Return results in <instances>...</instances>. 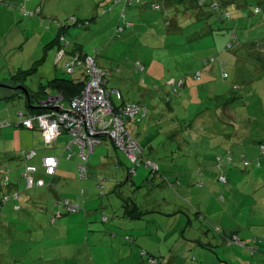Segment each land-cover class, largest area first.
Here are the masks:
<instances>
[{"label": "rangeland", "instance_id": "1", "mask_svg": "<svg viewBox=\"0 0 264 264\" xmlns=\"http://www.w3.org/2000/svg\"><path fill=\"white\" fill-rule=\"evenodd\" d=\"M19 1L21 7L17 8L18 4L14 0H0L1 15L5 12L4 9H13L11 15H7V12L0 15L4 22L0 26V82L9 79L11 75L15 77L19 71H26L18 76L14 84L23 86L33 96L42 98L45 89L52 93L50 81L55 79L57 73L59 78L77 77L67 73L65 69L66 64L72 62L71 58H65L61 62L58 59L59 51L57 52L54 40L58 35L60 21H65L67 17L89 18L94 6L101 1L104 4L111 0ZM144 1L146 3L147 0ZM214 1L220 5L219 12H230V20H217L216 14L205 7L204 10L210 13L205 19H197L193 11L185 19L180 15V34L167 35L163 12L154 11L150 6L146 10L130 11L129 15L135 17L130 16L129 19L134 24H140L139 28L127 31L120 38L116 37V26L109 32L99 29L102 32L98 33L97 24H101V21L92 25V30L75 26L70 29V34L66 33L69 43L73 40L81 41L80 45L84 50L96 57L97 64L106 69L108 90L113 92L119 89L125 103H140L148 108L144 128L150 134L148 137L137 136V140L141 147L153 144V153L145 149L142 156L158 163L160 172L170 180L176 179L175 186L174 182L169 183L170 189L165 186L156 192L157 188H161L156 185L153 190L147 186L138 190L125 182L124 175L122 181L125 184L120 183V190L117 191L114 185L115 181H119L118 173L111 164L106 166L107 172L102 168L96 174H90L91 179L81 180L79 173L72 176L73 180L67 179L71 177L69 169L73 163L72 159L67 158L68 153H64L68 136H62L55 142L54 149H46L41 131H29L16 125L24 120L23 116L18 115L19 112L32 113L27 97L20 95L2 99L0 95V118L12 123L10 127L0 131V197L19 192L21 200L17 203L25 205L27 198H36L42 192H47L46 188H27L22 176L26 165L39 164L35 161L26 163L24 160L25 151H30L34 142L38 146L34 148L37 152L42 153V150L46 155L62 153L58 158L62 162L61 172L64 173V178L55 182L60 199L79 197L90 184L94 185L100 179L104 181L103 187L88 189V194L83 198H90L94 194L98 196L91 198V203L96 208L89 206V213L94 214L87 219L88 225L82 219V227L74 225L67 230L60 226L62 220L51 224L58 208L54 206L57 197H49L47 209L43 213L47 218L46 232L48 234L50 230L49 236L38 234V231L31 234L28 232L33 226V220L23 213L25 210H13L15 201L4 206L0 214V264H149L142 256L143 251L157 254L170 264V255L173 256L174 252L173 247L168 245L175 241L174 248L181 252L180 247L188 248L185 239L202 238V242L206 244L208 237L213 235L227 236L230 244L238 246L235 247L237 250L230 247L225 252L221 246L216 247L215 243L214 248L199 246L190 252L192 256L187 254L188 264H264V53L259 52V47L264 48V19L262 15L254 13L256 7L264 10V0ZM192 3L196 6L194 1ZM25 6H32L35 10L39 8L42 14L31 15L32 10H24ZM197 9L202 10L200 7ZM119 10L120 7H116V11ZM150 22L155 26H144ZM205 26H210L216 34L211 33L210 43H204L208 47L203 50V55L207 59L219 57L224 62L221 67L218 59L206 67L214 66L219 70L216 82L224 88V99L217 105L212 99L200 100L196 104L183 96L170 93L168 88L171 89L172 84L177 82H172L171 79L175 74L161 75V69L165 65L174 66L175 73L178 68L182 70L176 56L190 49L186 37L200 33ZM201 42L202 39L194 44L197 49L201 47ZM230 43L232 48L228 50L226 47ZM95 51L99 53L98 56ZM153 61L155 69L150 74L148 69ZM203 66L200 65L199 68L205 69ZM190 70L195 69L187 70L192 75L194 71ZM222 70L228 73L227 79H223ZM17 85H10L13 90L6 91L20 92ZM164 98H170V105L174 104L176 109L170 110ZM123 100H117L116 95L112 94L111 101L122 103ZM36 102L38 101L33 100L32 105L38 106ZM66 104L67 102H63L64 106ZM131 125L138 124L134 121L128 123V129L136 137ZM32 132L36 137L31 136ZM169 136L173 138H168ZM104 148L107 146L97 150ZM171 148L173 152L180 153L168 156L166 150ZM182 150L201 155L211 154L215 157V166L213 169L204 168L200 155L197 160L191 158L187 164L183 161ZM172 158L174 160L171 161ZM102 160L100 162L98 157L92 158L93 165L107 161ZM138 169L147 170L152 185L154 174L145 165ZM125 170L124 167L121 172ZM220 174L225 175L227 181L219 178ZM7 178L8 184H13L11 191L8 190L10 187L7 186ZM156 195H161L160 203L163 198L173 196L169 197L175 200L171 205L172 211L177 209V216H180L178 220L184 223L183 227L178 226V232L171 231V226L175 228L176 224L174 220H170L171 226H167V229L161 226L162 240L153 231L151 238L148 237L152 241H142L141 246L124 243L125 234L118 233L114 225L117 221L110 218L111 202L119 204L121 196L133 197L138 204L143 201L151 203L155 201ZM104 204L105 210L102 207ZM152 205L154 203L141 221L154 230L152 226L162 223L154 218L158 214L152 212L155 209ZM82 209L84 210L83 207ZM103 215L111 220L103 222ZM79 216L80 214L70 215L75 218ZM98 227L100 230H97ZM237 232L242 238L234 235ZM113 233L116 234L115 237ZM119 239L128 247L116 246L115 242ZM163 240H168V244H163Z\"/></svg>", "mask_w": 264, "mask_h": 264}, {"label": "crops", "instance_id": "2", "mask_svg": "<svg viewBox=\"0 0 264 264\" xmlns=\"http://www.w3.org/2000/svg\"><path fill=\"white\" fill-rule=\"evenodd\" d=\"M142 1H144V0H142ZM159 1H161L163 3L165 10L169 13V17H170V18L168 16L166 17L165 16L166 13L164 14V11L162 10V12L164 14V17H165L164 18V21H165L164 27H165V29L167 31V35L180 34L179 33L180 32L179 24L182 21V19L180 18V15H183L184 19H185L188 16V14L191 11H193V13L195 12V17H197V19H199V20L205 19L206 17H208L210 15L209 12H206L205 10L204 11L197 10L195 8L194 4L192 3V0H159ZM14 2L16 4H18V6H16L17 8L21 7V6H19V4H21L19 0H14ZM102 2L103 1H101L99 3V5L94 6V8L92 10V15L89 18L73 17V18L70 19L69 17H67L65 21H60L59 27H58V29H59L58 30V35L60 33L61 26L67 27V30H66L67 34H70L72 32L70 30L72 27L80 26L79 24L75 25L72 22V20L76 18L77 20H80L81 22L89 23L88 27H87L88 29H91L90 27L92 25H94V24H96V23H98L100 21H101L100 22L101 24H97V25H99V27H97V30L102 29V30H106L104 32H109L115 26H116V29H118V27H119V28L122 29V32L119 33L120 37H121V35L125 34L127 31L130 32L132 29H135L137 27L139 28L140 24H136V23L134 24V22L129 19L130 16L131 17H135L132 14L129 15L130 11L133 10V9H134V11H135V9L146 10L147 8H149V6H144V7L143 6H134L133 8H131L128 11V13L126 14L125 18L120 21V19H119V11L120 10L116 11V9H113L112 11L108 12L107 14H103L104 8L108 7V6H103V5L106 4L108 1L105 2L104 4ZM148 2L150 3L151 1L147 0L146 3H148ZM152 2H156L157 3L158 0H153ZM226 2H227V0H226ZM26 9L32 10V12L37 14V16H40L42 14V10L39 9V8H37L35 10V9H32V6H25L24 10H26ZM12 10L13 9H10V10H5L4 9L3 11L7 12L6 13L7 15L8 14L11 15L12 14L11 13ZM154 11H156V10H154ZM5 12H3L2 15L1 14L0 15L3 16V14ZM1 16H0V26L2 25V23H4L3 19H1ZM102 20H104V22H102ZM117 24H119V25H117ZM152 24L153 23H151V22L150 23H145L144 26H146L147 28H150V26H152ZM154 26L155 25L153 24V27ZM102 30H99L98 33H101ZM211 33L212 34H216V33H214L212 31V28L210 26H205V27L202 28V31L200 33H197L194 36L190 35V36L186 37L188 39L187 41H189V42L185 41V43L186 42L188 43V48L190 46V49L187 50L186 52H181V53H179L176 56V58H178L180 60L178 64L180 65V67H181L180 69H182V70H179V68H178L177 73H175L174 66H171V65H165L161 69V75L167 76L168 74H171V76H172V75L175 74V76L171 78L172 82L176 81L179 77H184V76L187 75L186 76L187 78L186 77L184 78L185 81H186V85L182 89V95L181 96H183L185 99L189 100L191 103L199 104L200 100H207V98H208V99H212L215 102V104L217 105V103H221V100L224 99L223 98L224 97L223 96V89L224 88L220 84L218 85V83L216 82V76H218L217 72L219 71L218 67L211 66L209 68H205L203 66L205 69H202V70H201V68H199L200 65H204V61L207 60V58H208L205 55H203L205 53L203 50L208 47V45H205L204 43H208V44L210 43V37H211L210 34ZM58 35L55 37L54 44L57 45V52L58 51L60 52L61 51L60 50V44L57 43V40H56ZM201 39H202V42L199 43L201 45V47L199 49H197L195 47V45H196L195 43H197ZM80 43H81V41H76V40L74 41L73 40L70 43L69 47L67 48V54L60 60V62L63 61L65 58H71V61H72L76 57H82L84 55L92 56V55H90V53L88 51L84 50V47L81 46ZM227 48L228 47H226V49ZM189 51H193V52L189 53ZM95 54L98 56L99 53H95ZM94 58L97 59L96 57H94ZM96 63H97V60H96ZM154 64H155L154 61L151 62V65H150V67L148 69V73L152 74L151 70H153V68L155 69V67H153ZM142 65H143V67H142L143 70H145L146 69L145 65L143 63H142ZM101 68H104V67H101ZM185 68H187V70H189L191 68L195 69V71L194 70H190V72L191 71L196 72V71H200L201 70L202 71V78L200 80H194L192 78H188L189 77L188 76L189 75V71L185 70ZM168 70H170V71H168ZM79 71H81V72H79ZM182 71H183V73H181ZM83 73H84V71H83L82 68L76 67L75 68V72L74 73H69V74L76 75L77 77L72 78V80H76L79 77L83 79V77H82ZM180 74H181V76H179ZM182 74H184V75H182ZM58 76L59 75L57 73L55 79H58L59 78ZM12 79H13V76L11 75V77H9V79H6V80L3 79L0 82L2 85L7 86V87H0V89H2V90H0V95H1L2 99H8L10 97H15V96H20V95L26 96L24 94V92H21V91L19 92V91H15L14 90L15 91L14 93L8 92L9 90L6 91V89L13 90V89H11L12 87L10 85H17V84H14L15 82ZM107 83H108V81L106 82L105 86H107ZM8 87H11V88H8ZM51 88H52L53 91H52V93L48 92V96L49 97H58L60 104L63 105V102H67V104L65 105V106H67L69 102L65 101V100H63L62 98L59 97V94L56 92L55 85H51ZM116 90H119V89H116ZM168 91H170L169 88H168ZM28 99H30V98L27 97V100ZM111 99H112V97H111ZM125 102L126 101H124V100L122 101V103H120V102L119 103H115V102L112 101L113 105H116V106H120V105L124 104ZM36 105H39L38 102H36ZM168 106H169L170 110L176 109L174 104L172 106L169 104ZM0 120H1V118H0ZM177 120L179 121L180 119H177ZM161 121L164 122V120H161ZM144 123H145V120L140 125H137V126L131 125V130L133 131V133L135 134L136 137L137 136L138 137H148V135L150 134L148 132V130L146 128H144V125H145ZM18 124H20V123H18ZM130 124H133V123H130ZM161 126H162V122H161ZM6 128H8V127H6ZM6 128H4V129H6ZM2 130H0V131H2ZM27 130H29V129H27ZM35 130H39V131H41L43 133V130L40 129V128H36L34 130H29V131H35ZM43 135H44V133H43ZM66 135L70 139V136L65 133V134L59 136L57 141L62 136H66ZM31 136L32 137H36V134L34 132H32ZM138 137H137V139H138ZM168 138H173V136H169ZM69 139L66 141V143H68ZM57 141H55V142H57ZM55 142L50 147H47L46 144L44 143L45 148L48 149V150L49 149H54ZM105 146H107L106 149L104 148V149H100L99 151L97 150L98 148L105 147ZM35 147H38L36 145V142L33 143L32 149L30 151L35 150L34 149ZM74 148H75V150H74ZM74 148H73L72 156L70 158V159H72L71 161H73V163L70 166L71 169H69L72 173H71V177L67 178V179H71V180H73L72 178H74V177H72V176H74V174L79 173L78 166H79V163H80L79 157L77 155L78 149H77V147H74ZM141 148H142V154L144 153L145 149H148L149 153H153V150H154V146H153L152 143L150 145H146V146L141 147ZM113 149H114L115 152H113ZM171 151H172V148L169 149V150H166L168 156L169 155L170 156H175L177 153H180V152H175V151L171 152ZM26 152H28V151H25V153ZM41 152L42 153L37 152V156L34 159L30 160V161L25 159V154H24L25 162L27 163V162L35 161L36 163H39V164H32L31 163L30 165H41V160H42V158L44 156H55V157L58 158L62 154V153L61 154H57L56 153V154L46 155L45 152H43L42 150H41ZM65 152H67V151L64 148V153ZM181 152H182V154H184L183 155V161H185V163H187V164H189L191 158L193 160H197V158H199V155H200L202 157V163L201 164L204 166V168L207 169V168L211 167L210 169H213L212 167L215 166L214 163H213L215 157L213 155H211V154H206L205 153V154L201 155L198 152H193V151H188V150H184V151L182 150ZM73 153L75 155L74 156L75 158H73ZM97 157L99 158V160H101L100 162L103 161L102 159H107V161H104V163H101L99 165H93L92 158L95 159ZM148 159L152 160L149 157H148ZM159 160H160V158H159ZM167 160H170V159H167ZM172 160H174V158H172L171 161ZM108 164H111L112 166H115L114 169H116L118 171V172L116 171V173H118L119 181H115L116 184L114 185V189L117 190V191H118V189L120 190L121 186L119 184L122 183L124 175H126V179H125L126 181L125 182L128 185H130L131 187H136L138 190H139V188H143V187H146V186L148 188L150 187V189L153 190V188H155L156 185L161 187V188H157L156 192H159V189H163L165 186H166V189H168V188L170 189L169 183L165 180V176H164V174L162 175L161 172L156 174V175H154V178H153L154 182L152 183V185H151V182H150L151 178L149 177V175L146 172L147 170H141L140 169L141 170L140 171L137 168L136 169V174L133 175L132 177L129 176L128 170H129V167H130V163L128 161L127 154L124 153L123 151H120V150L116 149V147L114 146L113 142L110 139L104 138L102 144L95 149V152L89 158V163H88L89 177H88V179H91L90 174L94 175V174H96V171H98V170H100L102 168H105L104 172H107L106 171V166ZM124 167L126 168L125 172L124 171L121 172V169L124 168ZM94 168H95V170H94L95 173H92V172H94L93 171ZM61 169H62V162L59 161V167L57 169L56 177H55V180H57V181H61V179L64 178V173L61 172ZM159 169L161 171V167ZM66 170H68V169H66ZM101 174H103V173H101ZM116 176H117V174H116ZM175 180H169V182L171 183V182H174ZM125 182L122 185H124ZM137 184H140V185L137 186ZM173 184H174L173 186L176 185L175 182ZM12 185L8 186V187H10V188H8L9 191L12 190ZM96 187H98V181L94 185L90 184V186H87V189L83 190L84 193L82 191V193L79 194V197H72L73 199H70L69 197L67 198V199H70L72 201H76V202L80 203L81 206L84 208V210L82 209L81 212L76 213V214H80L79 217H76V218L75 217H70V215H72V214H70V215H67L65 218L60 219V220L63 221V222L60 223V226L66 227L67 230H69L74 225L75 226L81 225V227H82L83 226V220L82 219H85V221H86L85 224L88 225L87 219L94 214V213L93 214L89 213V210H90L89 206L94 207L93 203H91L92 202L91 198H95V197H98V196H95L96 194H94L90 198H87V199H83V198H84V196H86L88 194L87 193L88 189H94ZM114 189H113L112 192H114ZM56 190H57V186H55V189H52V190H50L48 192H42V194L37 195L36 198L29 197V198H27L26 202H24L25 205H23V203L22 204H18L17 203L18 201L14 202V204H13V210L14 211L22 212V211L25 210L23 213L33 220V226H32V228L30 230H28V232L30 234L32 232H34V231H38V234H40V233L43 234V235L47 234V232H46L47 218H46V215L43 214V213L47 209V202H48V198L49 197H51L53 195V196H55V197H57L59 199L60 196L56 193ZM162 195H164V194H162ZM80 196H82L81 199H79ZM170 196L173 197L172 195H170ZM169 197L165 198V199L163 198L162 199L163 201L160 203L161 195H156L155 201H152L151 203H149L148 201H146V202L143 201V202H141V204H138L135 201V199H133V197H127V198L133 200L134 203L138 204V206L141 209V211L143 212L144 216H145L146 213L147 214L149 213V211L151 209L150 205L154 203V206L153 205L152 206L155 209L152 212L155 213V214H158L157 217L155 215L154 218H156L157 221L160 220L162 224L161 225L157 224L156 226H152V228H155L154 230H152L148 226L144 225L143 222L141 221L144 218V216L142 218H140V217H137V218H132L131 217L130 218L127 215L126 209L123 207L125 198L120 196L119 197V199H120V203L119 204H118V202L116 203L115 201L111 202L112 212L110 214V216H111L110 218L111 219H115V221H117V222L114 223L115 229H117L118 233H120V234H125V235L127 234V235H132V236L136 237L137 238L136 243L139 244V246H141L142 241L151 240L150 238L153 235V231L156 232V234H158V236H160L161 240H162L163 236H161L162 233L160 232V230L163 227H161V226H164L167 229V226H171L170 225V220H174L175 224H176L175 228L173 227V225L171 226L172 227L171 231L177 230V232H178L180 230V228H178V226H182L183 227L184 223H180V220H178V219H180V216L179 215L177 216V214H179L177 212V209L172 211L171 205H172V202L175 203V200L172 199V198H169ZM20 200H21V197H20ZM102 207L105 210V204ZM94 208H96V207H94ZM103 213L105 214V211ZM95 218L98 219L97 217H95ZM111 219L108 218V221L111 220ZM60 220H59V222H60ZM168 221H169V223H167ZM146 222L151 223L149 221H146ZM151 224H153V223H151ZM165 224H166V226H165ZM97 230H100V228L98 227ZM89 232H91V231H89ZM239 232L234 233V235H237L239 238H242L241 234ZM202 233H205V231H202ZM49 234H50V230H48L47 236H49ZM82 234H84V232H82ZM232 235H233V233H232ZM206 236H208V235H206ZM148 237H150V238H148ZM120 240L121 239H119V240H117V242H115L116 246H119V248H120V246H124L125 248L128 247V246H125V244H123V242H121ZM162 242H163V244H166V245L168 244V240H163ZM174 242H173V244L168 245V246H172L173 247L172 251L174 252L173 256L170 255L172 257L171 261H170V264H188V262L186 260L187 259V257H186L187 254H188L189 257L192 256V253H190V252L194 251V249H196L199 246L203 247V248L206 247V246H208L209 248H212L214 245L216 247H220L221 246L222 247L221 249L224 250L225 252H227L230 249V247H232V249H235V250H237V248H235V247H238V246H236V244H230L229 241H228L227 236L225 238V237H220V236L217 237L216 235H213L212 237H208L206 244H204L202 242V238H198V239L195 238V239H191V240H186L185 239L184 242H186V245H188V248L187 247H180V248H182L181 249L182 253H181L178 248L177 249L174 248V246H175ZM133 246H135V245H133ZM155 255L158 256L157 254H155ZM158 257H160V256H158ZM98 260H95V261H98ZM209 260L210 259L208 258V261ZM48 262H50V261H48Z\"/></svg>", "mask_w": 264, "mask_h": 264}, {"label": "built area", "instance_id": "3", "mask_svg": "<svg viewBox=\"0 0 264 264\" xmlns=\"http://www.w3.org/2000/svg\"><path fill=\"white\" fill-rule=\"evenodd\" d=\"M119 1V0H118ZM134 0H125L123 12L128 5H131ZM154 10L160 9L159 4L153 5ZM34 15V12H31ZM121 28L117 29V37H120ZM65 37L62 35L59 42H64ZM232 47L230 43L228 49ZM97 52V51H96ZM65 51L61 50L58 59L61 60ZM214 59L205 60L204 65L208 66L214 62ZM221 67L224 62L220 61ZM76 67H81L86 75L85 86L82 93L69 101L67 106H63L59 102L58 97H49L44 100L39 106V113L19 112L18 115L23 116L24 120L20 125L34 130L40 128L44 133V143L50 147L59 136L68 134L70 140L66 145L68 153L67 158L72 156L73 148L77 147V155L80 160L78 166L79 175L85 177L87 175V162L95 149L100 146L104 138L110 139L114 146L127 154L128 159L132 163H136L139 153L141 152L139 143L129 133L126 125V120L134 121L135 123L142 122L148 115V108L140 103H128L116 107L111 101L112 94L116 95L118 100L122 99L119 91H110L106 88L107 72L101 68L93 56L84 55L76 57L70 64L66 65L68 72L73 73ZM196 78H200L201 73L195 74ZM222 77L227 79L229 77L225 70H222ZM182 81L178 80L172 84L173 91L178 92L182 88ZM60 98H62L59 95ZM6 120H0V130L10 126ZM264 151V148H263ZM37 156L35 150L25 153V159L30 161ZM59 158L55 156H44L41 160V165H26L23 178L25 179L28 188L33 187H47L54 189L51 182L46 181V178H54L59 167ZM149 165L154 167L151 162ZM135 174V170L129 171ZM226 181L225 177H221ZM8 182V178H7ZM18 194L11 196H3L0 198V209L6 206L11 200H18ZM58 205L63 206L65 210L70 213H77L79 207L75 202L69 200H60ZM151 264H158L157 260H150Z\"/></svg>", "mask_w": 264, "mask_h": 264}, {"label": "trees", "instance_id": "4", "mask_svg": "<svg viewBox=\"0 0 264 264\" xmlns=\"http://www.w3.org/2000/svg\"><path fill=\"white\" fill-rule=\"evenodd\" d=\"M192 1H194V3H196V6H195V8L197 9V8H199L200 7V9H202V10H199V9H197V10H199V11H204V8L205 7H209L210 8V10L214 13V14H216V17H217V20H219V21H225V20H230V17H231V15H230V12H224V11H221V12H219V10H220V5L216 2V1H214V0H192ZM124 4H125V0H111L110 2H107L106 4H104L103 6H108L107 8H104V11H103V14H107L108 12H110V11H112L113 9H116V7H120V11H119V19H120V21L121 20H123L124 18H125V16H126V14H127V11H129L131 8H133L134 6H150L151 8H153V5L154 4H159L160 5V9H158V10H156V11H164V14H165V16L167 17H169V13L165 10V8H164V5H163V3L161 2V1H159L158 0V2L156 3V2H150V3H143V1L142 0H134L133 2H132V4L131 5H128L129 7H127L126 8V10L123 12V7H124ZM254 13L255 14H257V15H262V18L264 19V10H262V8H260V7H256L255 8V10H254ZM35 14V13H34ZM210 14V13H209ZM208 14V15H209ZM210 16V15H209ZM208 16V17H209ZM208 17H206V18H208ZM170 18V17H169ZM72 22L75 24V25H77V24H79L81 27H88V24L89 23H85V22H81L80 20H77L76 18L75 19H73L72 20ZM87 25V26H86ZM117 25H119V24H117ZM66 30H67V27H64V26H61V30H60V33H59V35H58V37H57V43H59L60 44V50H64L65 51V54H64V56L67 54V48L69 47V45H70V43L67 41V38H66ZM64 36L65 37V40H64V42H59V38H60V36ZM228 47V46H227ZM232 48V47H231ZM259 48H261L260 50H259V52H261V53H264V48H262V47H259ZM228 49V48H227ZM95 53H98V52H96L95 51ZM63 56V57H64ZM62 57V58H63ZM211 59H214L215 61L214 62H216V61H218V59L220 60V61H222L219 57L218 58H216V57H211L210 59H207V60H211ZM60 61V60H59ZM220 61H218V64L220 65ZM214 62H212V63H214ZM210 65V64H209ZM208 65V66H209ZM208 66H206V65H204V67L206 68V67H208ZM221 66V65H220ZM79 68H81V67H79ZM65 69H66V67H65ZM104 69V68H103ZM106 70V69H105ZM84 71V70H83ZM24 72H26V71H19V72H17V74H16V76L15 77H13V81L15 82H17V78H18V76L20 75V74H22V73H24ZM66 72L67 73H70V72H68V70L66 69ZM74 72H75V69H74ZM73 72V73H74ZM107 72V71H106ZM197 72H200L201 73V75H200V78H196L195 76V74L197 73ZM187 76V75H186ZM186 76H184V77H179L178 79H177V81L178 80H181L182 81V88L180 89V90H178V92H174L173 91V89H174V87L173 86H171L172 88L170 89V93H173V94H176V95H182V89L184 88V86L186 85V81H185V77ZM189 77L188 78H192V79H194V80H200L201 78H202V71L200 70V71H196V72H194L192 75L191 74H189L188 75ZM82 77H83V79L82 78H77L76 80H72V79H67V78H58V79H54L53 81H50V84L51 85H55V89H56V92L62 97V99L63 100H65V101H71L73 98H75V97H77V96H79L81 93H82V91H83V89H84V86H85V77H86V75H85V73H83L82 74ZM187 78V77H186ZM15 82V83H16ZM117 91H119V90H117ZM30 92V91H29ZM120 92V91H119ZM121 93V92H120ZM43 94H44V96L42 97V98H38V97H36V96H33L31 93H30V95H29V97L28 98H30V99H28V106H29V108H30V110H31V112L32 113H39V112H41L40 111V104L44 101V100H46L49 96H48V92L46 91V89L43 91ZM121 95H122V93H121ZM122 99H123V95H122ZM121 99V100H122ZM165 99V98H164ZM33 100L34 101H38V106H33L32 105V103H33ZM118 100V99H117ZM120 101V100H119ZM165 102L166 103H168V104H170L171 102H172V100L170 99V98H167V99H165ZM124 104H128V103H124ZM123 105V104H122ZM122 105H120V106H122ZM116 106V105H115ZM145 106V105H144ZM116 107H119V106H116ZM146 119V118H145ZM144 119V120H145ZM143 120V121H144ZM129 121H131V120H126V125H127V129H128V123H129ZM142 121V122H143ZM142 122H140V123H142ZM140 123H135V124H140ZM12 125V124H11ZM10 125V126H11ZM16 125H18V126H21L20 124H16ZM9 127V126H8ZM21 127H23V126H21ZM25 128V127H24ZM25 129H27V128H25ZM188 129V128H187ZM30 130V129H29ZM128 131H129V129H128ZM129 133L131 134V132L129 131ZM133 136V135H132ZM134 137V136H133ZM135 139L137 140V138L135 137ZM70 140V139H69ZM137 142H138V140H137ZM139 143V142H138ZM139 146H140V144H139ZM117 149V148H116ZM140 150H141V152L139 153V156H138V160L136 161V163H132V162H130L129 161V159H128V161H129V163H130V167H129V170H128V173H129V171L131 170V169H134L135 170V172H136V169L139 167V166H141V165H145L146 167H147V169L151 172V173H153L154 175H156V174H158V173H160V167H159V165L156 163V162H154V161H152V160H150V159H148V158H146V159H144L143 158V156H142V148H141V146H140ZM95 152V151H94ZM93 154V153H92ZM91 154V155H92ZM90 155V156H91ZM90 158V157H89ZM127 158H128V156H127ZM0 159H1V156H0ZM149 162H151L152 164H154V167L153 166H151V165H149L148 163ZM88 163H89V160H88V162H87V164H86V166H87V175L85 176V177H81L80 175V179L81 180H87L88 179V177H89V169H88ZM80 164V163H79ZM29 165V164H28ZM26 167V166H25ZM24 173V172H23ZM136 174V173H135ZM135 174H131V173H129V176H133V175H135ZM163 175V174H162ZM165 176V175H164ZM55 177H56V175H55ZM55 177L52 179V178H46V181H48V182H51L52 183V186L54 187V189H55ZM221 177H225L226 178V176L225 175H222V174H220L219 175V178H221ZM165 180L168 182V183H170L169 182V178L168 177H166L165 176ZM226 181H227V178H226ZM176 182V181H175ZM122 183H123V181H122ZM178 183V182H177ZM9 185H12L11 183H9L8 184V182H7V186H9ZM98 186H104V181L103 180H98ZM28 188V187H27ZM35 188H38V189H44V188H46L47 190V192L48 191H50V190H52V189H50V188H47V187H43V188H39V187H33V188H30V189H35ZM83 193H84V191H83ZM15 194H18V196H19V198H18V200H13V199H11L7 204H6V206H8L9 205V203L10 202H12V201H20V194H19V192H17V193H15ZM14 193L13 194H3L1 197H3V196H11V197H13L14 195H15ZM99 195H102V194H99ZM0 197V198H1ZM60 200H69V201H71V202H75L77 205H78V207H79V211L77 212V213H79V212H81V210H82V207H81V204L80 203H78V202H76V201H72V200H70V199H56L55 200V205L54 206H56L58 209L56 210V212H54V215H53V217H52V219H51V224H56L60 219H62V218H64L65 216H67V215H70V214H76V213H70L69 211H67V210H65V208L63 207V206H60V205H58V203H59V201ZM123 207L126 209V212H127V215L131 218H137V217H140V218H142L143 216H144V214H143V212L141 211V209L139 208V206H138V204H136V203H134V201L133 200H131V199H129V198H125L124 199V204H123ZM1 211H2V208L0 209V214H1ZM108 221V217H106V216H104L103 217V222H107ZM116 236V234L115 233H113V237H115ZM124 236H126V237H123V241H124V243H129L128 245H135V246H139V244H137L136 243V240H137V238L136 237H134V236H132V235H124ZM142 256L144 257V259H147V262L149 263V264H151L150 263V260H157L158 261V264H168V262L167 261H165V260H163L162 258H160V257H158V256H156V255H154V254H150V253H148L147 251H143L142 252Z\"/></svg>", "mask_w": 264, "mask_h": 264}, {"label": "water", "instance_id": "5", "mask_svg": "<svg viewBox=\"0 0 264 264\" xmlns=\"http://www.w3.org/2000/svg\"><path fill=\"white\" fill-rule=\"evenodd\" d=\"M0 87H7V86H4V85H2L1 83H0ZM8 88H10V87H8ZM17 90H21V92H24V94L27 96V97H29V90L27 89V88H25V87H23V86H18V88H17Z\"/></svg>", "mask_w": 264, "mask_h": 264}]
</instances>
